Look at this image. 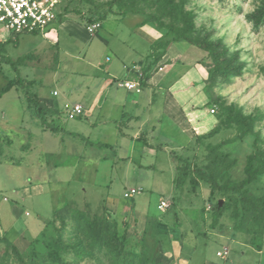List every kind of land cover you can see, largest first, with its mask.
<instances>
[{
	"label": "rangeland",
	"instance_id": "rangeland-1",
	"mask_svg": "<svg viewBox=\"0 0 264 264\" xmlns=\"http://www.w3.org/2000/svg\"><path fill=\"white\" fill-rule=\"evenodd\" d=\"M262 5L264 0H62L57 38L22 34L16 46H4L0 89L5 79L25 82L0 99V220L25 264H53L46 244L59 235L65 264H264V224L256 226L234 196L211 193L203 182L194 189L188 179L180 189L173 183L176 157L208 165L210 147L223 141L219 151L232 165L218 163L219 183L242 180L246 157L256 150L264 155V22L252 20ZM99 17L100 28L89 35L86 22ZM5 36L2 31L0 40ZM144 53L137 82L167 65L156 88L190 90L197 100L192 108L208 111L211 128L176 127L174 133L159 126L154 135L142 128L152 152L142 141L131 144L117 135L122 123L112 119L119 116L120 94L108 91L122 93L124 66ZM28 92L47 108L45 120L66 132L53 135L40 124L26 109ZM66 103L80 105L82 114L71 116ZM160 111L153 104L151 114L161 118ZM87 140L113 148H89ZM130 188L141 193L126 199ZM247 191L263 195L264 171ZM213 215L219 216L215 222ZM35 219L44 221L24 235L23 225ZM94 221L116 232V249L114 243L102 250L89 243L87 222ZM6 243L0 238V264H19ZM31 249L39 254L34 262L27 259Z\"/></svg>",
	"mask_w": 264,
	"mask_h": 264
},
{
	"label": "trees",
	"instance_id": "trees-1",
	"mask_svg": "<svg viewBox=\"0 0 264 264\" xmlns=\"http://www.w3.org/2000/svg\"><path fill=\"white\" fill-rule=\"evenodd\" d=\"M121 0H113V2L118 3ZM61 9V8H60ZM64 11L60 10L58 15L57 23L61 21ZM103 17H99L98 19H90L86 22V27L92 25L94 23H99V20H102ZM252 20L254 24L260 25L264 22V5L260 7L253 15ZM191 24H188V30H190ZM31 35H37L36 33ZM19 35L15 37L9 38L6 42L0 43V53L4 51V46L8 43H12L14 46L17 45V38ZM185 38V37H183ZM187 40V39H186ZM188 41V40H187ZM195 44L197 42H194ZM202 46V45H198ZM6 63L10 64V60L6 59ZM144 81L147 79L143 77ZM24 79L15 78V79H5V84L0 89V98L6 94L8 91L14 88L22 87L24 84ZM26 85H31V81H26ZM142 82L141 85H143ZM25 102H26V109L37 116L40 124L45 127L47 130L52 132L53 134L66 132L63 128L53 127L49 124L48 121L45 120L44 113L46 109L41 108L37 105V101L35 96L32 93H25ZM239 121V120H238ZM229 122H233L232 119ZM1 138V135H0ZM223 141L215 146L210 147L209 153L213 155V159L211 163L204 166H199L196 163H191L186 159H182L180 157H176V161L179 162L175 166V177L173 180L175 189H180L183 186V183L186 179H188L192 188H196L198 183L203 182L207 184L210 188L211 193L218 192L221 194H227L234 196L238 203L241 204L248 212H251L253 223L256 226H261L264 224V193L261 196H253L249 195L247 191V187L252 184L264 171V155L263 152L258 150L255 153H252L246 157V163L244 167V178L238 182H233L230 180H225L223 183H219L218 171L217 166L218 163H228L226 168L232 165V162L228 161V155L226 153H222L219 149L226 144ZM95 146H107L100 143H95ZM219 216L213 215L212 220L215 222ZM62 220V219H61ZM52 226H54V222H51ZM89 225L88 230L85 232L87 233L88 241L93 246H97L99 250L104 248H109L113 243V247L116 249L118 243H120L119 238L116 232L109 234V226L105 223L99 224L94 222H87ZM43 236L41 233L36 239L32 241L31 247H34ZM40 237V238H39ZM61 236L59 235L57 238L51 239L52 243L46 244L48 247V257L52 261L53 264H65L60 258V250H59V243H60ZM6 247L10 248L13 256L18 260L19 264H25V259L23 257V253L19 252L18 249L10 244L6 243ZM256 249L260 251V248L256 246ZM39 254L34 251L33 249L29 250L27 259L30 262H34V259L38 257ZM122 261L121 264H126L125 259H120ZM128 262V261H127ZM130 263V262H128Z\"/></svg>",
	"mask_w": 264,
	"mask_h": 264
},
{
	"label": "crops",
	"instance_id": "crops-1",
	"mask_svg": "<svg viewBox=\"0 0 264 264\" xmlns=\"http://www.w3.org/2000/svg\"><path fill=\"white\" fill-rule=\"evenodd\" d=\"M56 25H58V23H54L47 30L46 33L37 34V35L50 36V37L52 36V37L57 38V35L54 32ZM98 28H100V26ZM97 29H95L92 33H90L86 27L87 33L89 35H93L97 31ZM23 35H29V34H23ZM7 40L8 38H6L5 36L4 39L0 40V43H4ZM132 50L137 52L135 48H132ZM141 56L142 58L140 60H138L137 62H132V66L130 68L124 66V69H126L128 73L126 75L127 79L124 80L123 83L125 82L133 83L135 84L134 87L131 89H127L123 86V83H122L120 84V86L123 89L122 93L118 92V89L115 91L114 90L108 91V92H112V95L120 94V97L118 98V106H117V108L119 109V116L117 117V119H112L113 122L115 123L117 122L122 123L120 126L121 128L119 132L117 133V135L120 136L122 140H125L126 142H131V144L133 143L135 144L138 141H142L143 145L145 146V150L147 152L149 150L150 152H152V149L148 148L150 146L147 145L149 144V142L143 141L144 139L141 138L142 128L144 129L148 127L149 129H151L152 130L151 135H154L153 133L154 129H156L159 126L162 128H165V130H168L169 132H174L176 127H179L182 132L185 130V128L187 129L192 128L193 130H196V132H198L197 130H202L204 127L207 129L211 128L213 125L210 123L209 120L205 119L207 117L210 118L208 115V111L206 109H201V108H192V105L197 100L195 96H193V93H191L190 90H186V89L177 90L170 86L168 88L167 86L156 88L155 84L157 83L158 78L164 74L163 71L166 70L167 65L162 66L163 68L159 69L158 72L155 73V75L153 76L149 75L147 79L144 81L143 85L137 82L136 76L139 74L141 67L145 63L146 53H144ZM110 60L111 59L106 56L105 62H109ZM99 66L101 67V65ZM111 70L113 71L114 69L112 68ZM107 74L109 75L108 72ZM165 75L166 74H164V76ZM109 77H111L112 83H114L116 78L113 75H109ZM156 103L157 104L159 103L160 105L161 118L159 116H156V115L153 116L151 114V109L153 108V104H156ZM74 105H78V104H74ZM42 108L47 109L44 105ZM57 108L61 110L59 107V104L57 105ZM162 121H165L164 125L160 124V122ZM42 132H47V131L42 130ZM50 134H53V133H50ZM71 134H74V133H71ZM197 134H200V133H197ZM53 135H58V134L56 133ZM177 135L181 139V135H179V132H177ZM87 143H88L89 148L95 146L94 145L95 143L89 140H87ZM96 143H100L103 145H109L111 148H113L112 145L107 144V143H103V142H96ZM177 143L179 144V142ZM166 145H168V143H166ZM101 147H104V146H101ZM148 166L146 167L148 168ZM3 200H5V198ZM14 220L15 218L14 216H12V221ZM43 221L44 220H40L38 222L35 219L33 221H30L29 223H25L23 225L24 227H23L22 232L24 233V235L26 234L30 236L31 233L36 231L39 228V226L42 225ZM0 238H4L6 242L14 244V240L13 239L11 240L8 238L7 230L4 229V226L2 225L1 220H0Z\"/></svg>",
	"mask_w": 264,
	"mask_h": 264
},
{
	"label": "built area",
	"instance_id": "built-area-1",
	"mask_svg": "<svg viewBox=\"0 0 264 264\" xmlns=\"http://www.w3.org/2000/svg\"><path fill=\"white\" fill-rule=\"evenodd\" d=\"M62 0H0V33L4 31L6 38L15 37L22 34H44L54 24L57 23L60 13V5ZM100 26L94 23L87 27L92 33ZM135 84L125 82L123 86L131 89ZM56 95V93H54ZM64 111L71 116L82 114L80 105H64ZM210 113H214V109H210ZM141 193L139 188H130L126 190L123 197L131 199ZM166 204L161 201L159 208L165 207ZM217 255L224 257L226 252Z\"/></svg>",
	"mask_w": 264,
	"mask_h": 264
},
{
	"label": "water",
	"instance_id": "water-1",
	"mask_svg": "<svg viewBox=\"0 0 264 264\" xmlns=\"http://www.w3.org/2000/svg\"><path fill=\"white\" fill-rule=\"evenodd\" d=\"M220 203H221V201H220Z\"/></svg>",
	"mask_w": 264,
	"mask_h": 264
}]
</instances>
